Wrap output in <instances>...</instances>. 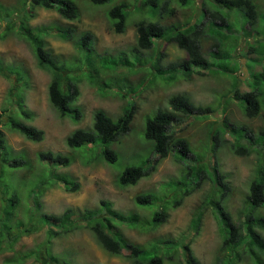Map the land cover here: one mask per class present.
<instances>
[{"label": "trees", "instance_id": "obj_1", "mask_svg": "<svg viewBox=\"0 0 264 264\" xmlns=\"http://www.w3.org/2000/svg\"><path fill=\"white\" fill-rule=\"evenodd\" d=\"M196 1L176 0V3L181 8H188ZM256 1L260 2L201 0L198 10L200 13L192 21H186L182 25H164L161 22L164 16L174 14V10L169 8V0H141L140 6L145 17L135 23L136 47L129 53L119 52L115 56L97 54L94 51V36L89 32L74 37V29L71 27L56 28L58 37L71 41L80 54L78 67L72 62L65 64L47 49L45 36L48 33L44 35L40 29L29 27V20L35 16V8L55 10L61 18L68 21L79 19L78 7L71 0H25V4L29 6L27 13L17 25L12 19L8 20L0 38L14 35L30 45L37 67L50 75L47 91L51 107L60 118L71 122H78L82 118L81 108L76 105L79 98L78 80L73 74L86 71L84 78L100 94L106 96L105 92L112 91L111 94L120 95L118 97L125 100L127 95L123 91L136 82H130L128 74L136 71L140 73L147 69V64H150V72L137 80L139 85L145 82L149 74L152 77L148 79L149 83L159 80L168 85L177 80L189 81L193 75L201 76L204 71L210 75L217 71L230 75L234 78L230 98L235 100L245 118L254 119L264 114V0L260 3ZM90 2L102 6L110 0ZM107 17L112 20L111 26L117 34L125 32V4L110 8ZM209 40L211 44L205 51L203 43ZM157 41L175 44L185 53L186 58L163 65V54H157L156 51L153 60L141 59L139 56H142V51L153 49ZM240 60L243 61V71ZM241 84L244 91L240 89ZM129 91L134 92L131 89ZM15 97L18 99L14 107L15 113L11 114L9 111L7 121L2 124L4 129L30 142H41L44 132L26 122L32 119V113L23 104V94L17 91ZM226 103L229 101L220 102L216 112H226ZM168 106V109H158L145 123L144 136L152 142L153 161L147 165L128 166L116 179L121 188L134 186L154 172L159 162L169 155L180 163L179 176L164 183L166 198L161 199L151 192L134 197L136 207L149 211V217H141L136 212L116 210L112 203L104 200L100 201L97 210L83 211L69 207L60 215L43 213L40 198L48 188L60 184L69 193L79 190V184L74 178L57 171V167H69L73 158L51 151L38 152L37 161L43 168L42 174L29 180L19 178L18 173L30 166V160L26 155L16 153L7 144L5 132L0 129V157L2 154L5 156V160L0 158V251H12L21 237L48 227L46 244L14 253L5 263L23 264L28 259H33L35 264H72L62 255L52 253L51 240L66 236L74 229L85 228L106 254L124 258L131 264H165L174 257H178L181 264H201L193 254L190 243L185 244L184 240L179 243L159 240L151 243L148 248L141 247L126 238L123 228H159L167 222L169 210L179 207L182 200L198 190L202 181L206 180L211 183V194L205 197L203 205L197 209L191 220L190 230L198 235L204 209L210 207L221 230L220 249L224 254L221 258L217 257L214 264H238L243 261L264 264V215L261 213V209H264V123L259 130L254 131L244 124L231 123L227 117L214 121L208 125L206 145L192 149L185 139L174 136V126L181 117H210L214 112L213 108L196 106L189 97L181 94L170 97ZM135 110L134 105H128L115 117L95 108L91 130H75L66 137L65 145L69 149L82 148L74 156L79 155L84 163L97 158L109 165L114 164L118 156L111 149V144L129 132ZM223 147L235 156H250L254 153L257 157L254 176L247 185L238 219H233L227 210L231 186L226 181L225 174L218 170L215 160L218 150ZM91 151H94L93 154H88ZM22 188L25 196L21 194ZM22 200L26 206L25 211L29 214L25 221L17 219L16 215L17 208L22 206ZM162 244L169 248L171 254L163 252L159 255ZM43 248L45 255L41 253ZM123 251L127 254L123 255ZM43 258L46 260L41 263Z\"/></svg>", "mask_w": 264, "mask_h": 264}, {"label": "rangeland", "instance_id": "obj_2", "mask_svg": "<svg viewBox=\"0 0 264 264\" xmlns=\"http://www.w3.org/2000/svg\"><path fill=\"white\" fill-rule=\"evenodd\" d=\"M24 1L0 0V34L5 31L8 20L12 19V22L16 24L27 13L29 6ZM71 1L76 4L79 10L80 16L77 20H65L55 10L42 8H35L34 18L29 20V27L40 29L44 35L48 33L45 36L47 49L65 64L79 61L80 58L76 55L77 51L71 41H65L58 37L56 28L69 26L74 29V37L85 32L93 34L94 51L104 56H115L119 52L129 53L136 47L135 23L145 17L144 10L140 6L141 0H110L109 3L102 6L95 5L90 0ZM118 4L126 5V30L123 34H117L114 31L111 26L112 20L107 17V11ZM199 6H201V0H197L188 8H181L177 5L176 0H169V8L174 10V14H166L161 22L164 25H182L186 21H192L193 17L196 18L200 13H198ZM210 44V40L203 43L205 51ZM156 51L157 54H163L161 61L163 65L186 58L185 53L175 44L164 41H157L156 47L143 51L142 57L153 60ZM240 65L243 71L242 60H240ZM149 72L150 64L140 73L136 71L128 74V80L136 82L123 91L127 95L125 100L120 99V95L118 97L111 94L112 91L105 92L106 96L100 94L98 89L90 86L84 78L86 71L73 74L78 80L79 98L76 105L81 108L82 118L78 122H71L66 118H60L51 107L47 91L50 75L37 67V61L30 45L14 35H9L4 39L0 38V129L5 132L7 144L16 153L26 155L30 160V166L18 173L19 178L29 180L42 174L43 168L37 161L38 152L51 151L73 158L69 167H57L58 170H56L74 178L79 184V190L69 193L60 184L48 188L40 198L43 213L60 215L69 207L83 211L85 209L97 210L100 201L104 200L112 203L116 210L125 213L136 212L141 217H149V211L136 207L134 197L140 193L151 192L161 199L166 198L167 191L163 187L164 183L179 176L180 163L169 155L159 162L156 170L148 177L142 178L136 185L130 187H119L116 179L117 175L128 166L147 165L153 161L152 142L144 136L145 123L158 109H168L169 98L173 95H186L196 106H211L213 108L214 112L210 114V117H181V120L174 126V136L185 139L192 149L206 145L205 142L209 135L208 125L214 121H221L227 117L231 123L244 124L254 131L259 130L264 123L263 113L254 119L243 116L235 100L230 98L234 84L232 79L234 78L228 74L217 71L209 75L204 71L201 72L203 73L201 76L193 75L189 81L177 80L174 84L169 85L159 80L149 83L148 79L152 78L149 74L145 82L139 85L137 80ZM79 76H81L80 79ZM242 85L240 89L244 91L245 88ZM130 89L134 92H128ZM17 91L23 94V104L32 113V119L26 122L44 132V139L41 142H30L18 134L6 131L2 125L7 121L6 116L9 115V111L11 114L15 113L14 107L18 100L15 97ZM226 100L229 101L228 104H224L226 112H216L219 108L218 104ZM128 105H134L136 110L129 132L111 144V149L118 156L116 163L109 165L97 158L84 163L79 155L74 156V153L79 152L82 148L69 149L65 145L66 137L75 130H91L95 108L118 117ZM7 110L8 112H6ZM225 137L230 138L229 136ZM93 152L88 154H93ZM0 158L5 160L3 154ZM215 160L218 170L225 174L226 181L231 186L232 193L226 204L227 210L233 219H238L241 216L247 185L254 176L257 157L254 153L250 156H235L226 147H223L218 150ZM211 189V183L203 180L200 188L185 197L179 207L169 210L167 222L159 228L136 230L124 227V235L133 244L147 248L151 243L159 240L173 243L184 240L185 244L190 243L193 254L201 264H214L217 257L221 258L224 254L220 249L221 230L210 207L204 209L198 235H194L190 230L191 220L197 209L203 205L205 197L211 194ZM21 194L25 196L24 188H22ZM27 202L31 204L29 200ZM25 209L26 206L22 200V206L16 210L17 219L22 221L28 219L26 216L29 217V214ZM261 213L264 215V209H261ZM47 229L48 227H43L30 236L21 237L12 251H0V264H7L5 260L14 253L35 249L38 245L46 244ZM51 246L53 254L62 255L72 264H131L124 258L111 257L106 254L97 245L91 232L85 228L74 229L66 236L52 239ZM160 247L159 255L163 252L166 255L171 254L169 248L164 244ZM41 253L45 255L44 248ZM124 254L127 253L123 251ZM45 260L46 258H43L41 263H44ZM23 264H35V260L28 259ZM165 264L181 263L178 257H174L171 262L166 261ZM238 264H249V262L243 261Z\"/></svg>", "mask_w": 264, "mask_h": 264}, {"label": "clouds", "instance_id": "obj_3", "mask_svg": "<svg viewBox=\"0 0 264 264\" xmlns=\"http://www.w3.org/2000/svg\"><path fill=\"white\" fill-rule=\"evenodd\" d=\"M142 52H143V51H142ZM76 55H78L79 58H80V54H79L78 52L76 53ZM139 57H140L141 59L144 58V57H142V56H139ZM72 63H75L77 67L79 66V61H75V62H72ZM147 65H148V64H147ZM82 71H83V70H82ZM82 71H80L79 74L82 73ZM209 75H210V74H209ZM239 157H243V156H239Z\"/></svg>", "mask_w": 264, "mask_h": 264}]
</instances>
